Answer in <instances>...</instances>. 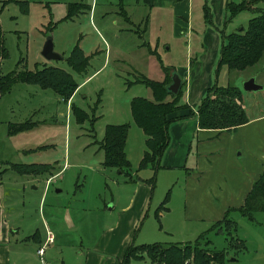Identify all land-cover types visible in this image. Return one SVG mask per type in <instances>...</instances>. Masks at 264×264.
I'll use <instances>...</instances> for the list:
<instances>
[{
    "label": "rangeland",
    "instance_id": "374dc122",
    "mask_svg": "<svg viewBox=\"0 0 264 264\" xmlns=\"http://www.w3.org/2000/svg\"><path fill=\"white\" fill-rule=\"evenodd\" d=\"M73 1L80 0H59L66 5L57 6L56 15L67 13V4ZM189 1L188 26L183 27L182 33L178 31L177 37L176 27L182 25L175 21V7L150 8L146 0H83L89 5L93 2L91 16L89 10L81 6L78 12H82L75 18L61 21L63 17L56 22L48 20V7L44 14L36 11L30 19L19 15L17 20L12 18L17 11L14 5L0 10V75L12 72L15 76L46 64L68 71L80 83L100 68L74 98L64 102L50 89L29 85L28 92L32 96L25 104L21 86L27 85L20 82L0 97V185L5 216L12 224L8 244L10 264H84L85 255L93 251L103 227H111L109 237L115 233L109 240V256L114 261L122 254L117 234L123 227H128L126 244L184 245L209 239L210 247L225 251L224 264H264L263 211L253 212V219H249L237 208H231L228 219L232 226L230 222L221 221L213 228L212 219H191L186 215L183 174L157 171L151 190L144 180L154 174L153 170L150 167L137 170L136 163L145 149V135L133 122L130 101L134 97L154 101L151 90L139 83L140 72L147 78L162 80L163 71L149 50L157 49L165 65L171 66L173 62L183 65L188 53L187 44L192 43L193 48L200 46L192 31L211 28L221 42L222 33L246 28L248 20L256 15L251 11H240L225 21L223 9L221 20H218L208 1L213 16L212 27L204 22V0ZM8 2L0 1V7L1 3ZM45 23L47 26L41 25ZM145 24L144 33L141 30ZM120 28L124 30L119 32ZM16 29L22 31L15 32ZM115 32H118V38ZM188 32H191L189 36ZM47 35L52 37L54 51L61 54L62 59L45 60L42 56ZM75 44L90 58L84 75L76 73L65 60ZM138 44H141L139 48ZM110 45L115 48L120 45V49H115L120 51L112 49L109 54ZM167 47L170 49L166 50ZM251 77L262 85V89H244V81ZM218 83L235 85L241 90V105L247 117L264 115V55L258 63L242 71L227 70L222 66ZM98 95L101 100L96 105ZM74 105L87 115L81 123L71 109ZM18 119L21 122H15ZM23 122H28L29 126H20ZM122 123L129 124L125 152L132 172L149 188L141 211L135 205L125 213L121 208L126 205L134 186L121 173L126 169L103 165L101 148L105 126ZM8 124L15 130L12 135L7 134ZM258 124L263 134L264 121L255 126ZM20 128L22 130L16 131ZM245 130L230 131L229 134H236V137L226 141L227 144H262L259 134L252 132L251 139L250 132L245 133ZM19 134L23 138L9 137ZM241 135L247 143H243ZM221 138L220 135L216 141L221 142ZM237 157L239 161L242 159L239 154ZM13 163L19 165V172L10 168ZM128 179L131 181L132 176ZM142 193L140 190L139 197ZM52 234L54 241L46 242L44 252L38 254V247ZM225 237L243 244L229 246ZM132 257L130 264H152L146 251L133 249ZM183 264L193 263L188 259Z\"/></svg>",
    "mask_w": 264,
    "mask_h": 264
},
{
    "label": "trees",
    "instance_id": "16d2710c",
    "mask_svg": "<svg viewBox=\"0 0 264 264\" xmlns=\"http://www.w3.org/2000/svg\"><path fill=\"white\" fill-rule=\"evenodd\" d=\"M8 1H16L23 12L28 11V2L20 0ZM208 1L204 0L203 17L206 25L213 27V16L211 8L208 6ZM81 6V4L70 3L64 19L61 21L71 19L82 8ZM224 8L226 11L225 21L231 20L240 11H251L256 13V15L248 20L246 28H241L228 34H221L222 39L214 70L215 79L205 90L196 107V112L190 110V107L183 102L184 81H182L181 87L176 94H172L166 89L171 82L172 72L176 70L172 66L163 64L156 49L151 50V54L155 56L160 64L164 78L155 80L147 78L143 74L139 76V83L149 88L152 92V97L155 99L153 101L144 97H134L130 101L133 122L145 135V149L138 163L137 170L146 167H150L153 170L154 174L144 180L149 184L151 190H153L155 184V173L162 168L161 159L170 142L169 128L173 122L195 115L200 129L221 131L235 129L248 121L246 111L241 105V90L231 84L219 85L217 78L222 66L226 67L227 70L242 71L255 65L263 57L264 0H240L239 2L226 0ZM122 13L124 14L126 11L122 10ZM89 59V56L84 54L78 44L72 47L65 58L71 69L80 75L87 73ZM11 73L10 75H7L8 73L0 75V97L7 93L13 85L20 82L36 85L41 89H50L60 96L64 102L73 96L79 86V83L71 73L60 67L46 64L42 67H35L34 70L21 71L15 76ZM99 95L95 101L96 105L101 100ZM185 108L190 110L187 116L169 117L171 113ZM71 109L78 122L81 123L87 118L86 113L79 109L77 105L72 106ZM92 109L94 110L95 108L92 107ZM19 125L26 128L29 126L28 122H23ZM19 130H22V128L16 131ZM128 130L129 124L127 123L107 124L105 126L103 144L101 146L104 152L102 163L107 167H117L118 170L126 169L127 171L121 173L127 179L131 175V181H135L138 180L137 174L133 178L135 173L132 172L130 161L125 152ZM14 132L12 124H8L7 134L12 135ZM17 165L15 163L10 164V168L19 172ZM237 210L249 219H253V212L255 211L264 212V169L253 182L244 204ZM229 211L227 210L221 220L214 222L212 227L214 228L221 221L230 222L232 226L231 220L228 219ZM225 238L229 246L233 247V245L243 244L242 241L238 242V240H235L236 242H231L228 237ZM211 244L209 239L184 245H163L159 243L134 245L131 242L128 244L119 264H130L133 258V249L146 251L152 264H183L188 259H191L193 264H224L225 251L210 247Z\"/></svg>",
    "mask_w": 264,
    "mask_h": 264
},
{
    "label": "crops",
    "instance_id": "0c3cea01",
    "mask_svg": "<svg viewBox=\"0 0 264 264\" xmlns=\"http://www.w3.org/2000/svg\"><path fill=\"white\" fill-rule=\"evenodd\" d=\"M0 1L4 2L5 0ZM24 1L28 2V12H23L16 1H9L4 5L1 3L0 10L6 6H10L11 4L14 5L17 11L14 15H12V18H15L16 20L19 18V15L24 19H30V16H34L36 11L40 14H44L45 8L47 7L49 8L46 13L48 14V20L52 19L56 22L66 15L65 13L63 16H59L55 13L57 6L60 4L63 6L66 5L60 3L59 0ZM73 2H78L83 6L84 10H89V14L91 16L93 2L91 5L83 2V0ZM146 2L150 8L159 7V9H162L171 6L175 7L176 11L174 15L177 18L175 21L176 23L179 22L182 25L176 27V37L178 31H181L182 33L183 27L188 26L187 22L190 19V12L188 10L190 4L189 0H146ZM225 2L226 0H209L213 13L217 16L218 20H221L222 10L224 9L225 11ZM69 3L71 2H68V4ZM81 12L82 10L71 19L78 16ZM41 16L42 18L45 17L44 15ZM113 21L115 24H118L117 20ZM128 21L130 22L129 17ZM57 24L58 23H56V25ZM146 24L141 32H146ZM41 25L47 26V23ZM56 25L52 28H55ZM123 30V28H120L119 32H122ZM21 31L22 30H15V32ZM193 32L196 34L197 41L200 46L197 47L194 45L195 47L193 48L192 43L190 45L187 44L188 53H186L185 63L180 65V63L173 62L171 63V66L175 68L182 81L185 82L183 87V102L190 107V110L196 112V107L199 104L205 90L215 79L214 70L218 59L220 41L218 34L211 28L203 30L202 32L192 31V33ZM115 33L118 38V32ZM190 33L191 32H188V36ZM140 45L141 44L136 45L137 48H139ZM157 47L158 44L156 43V48ZM112 49L116 52L120 51L115 50L120 49V45L119 48H115L110 45L109 54ZM165 49L168 50L170 47ZM148 53L151 54V50H149ZM151 55L153 58L155 57L153 54ZM99 69L91 74H88L82 82H78L79 86L77 91L73 94V98L78 90L82 89L87 80L96 74ZM136 70L139 72L138 69ZM140 73L143 74L142 72ZM161 76L162 77L160 79H163V71ZM24 85L27 86H21L22 91H24L21 98L24 99L26 104L32 96V94L28 92V86L31 84L24 83ZM190 110L186 108L180 109L171 113L169 117L187 116ZM263 121L264 115L248 117L247 123L240 125L235 129L218 131L200 129L195 115H191L188 118L176 120L170 125V142L161 159L162 168L160 170L183 174L182 190L185 199V212L188 217L191 219H202L204 217L212 219V221L216 222L223 218L227 210H231V208H239L244 204L245 198L250 191L253 182L259 177L260 173L264 169V133L261 134L259 124L255 126L256 123H262ZM15 122L21 121L18 119ZM240 129H246L245 133L250 132L249 135L251 139L253 133L259 134V139L262 144H258V142L257 144H227L229 141L233 140L234 137H236V134H229L230 131L236 132ZM224 134L227 135L223 136ZM20 135L21 134L9 137L23 138V135ZM220 135L222 136V141H216V138H219ZM241 136L244 139L243 143H247L246 138L243 135ZM143 142L145 146V136ZM237 154H239L242 158L240 161L238 160ZM142 155L143 153H141L136 163L137 166ZM135 175L136 174H134L133 178H135ZM128 182L134 186V189L126 202V205L121 208V211L122 213L129 212L135 207V205H137L141 211V208H143L146 202L148 194L147 191L149 188L141 183V177H138V180L135 181L128 180ZM175 182L177 183V180ZM2 190L3 188L0 185V264H10V249L8 244L11 238L12 224L5 216V209L2 204ZM140 190H142L143 193L139 197ZM137 197L138 201L136 202ZM134 221L135 220L133 218L132 224ZM109 229H111V227H103L101 234H99L96 238L95 247L92 249L93 251H90L87 255H85L84 264H119L128 246L126 241L129 239L130 229H128V227L127 229H124L123 227L117 234L120 238V245H122V254L118 255L116 261L111 260L109 256V240L115 236L114 233L113 237L111 235L109 237ZM112 230L115 231V229ZM104 233H106V238L104 237ZM54 239L53 235L52 241H54ZM46 240L47 239L44 240L42 245L45 244ZM104 241L105 243L103 244Z\"/></svg>",
    "mask_w": 264,
    "mask_h": 264
},
{
    "label": "water",
    "instance_id": "95a60500",
    "mask_svg": "<svg viewBox=\"0 0 264 264\" xmlns=\"http://www.w3.org/2000/svg\"><path fill=\"white\" fill-rule=\"evenodd\" d=\"M41 54L46 60H57L62 59V55L55 52L53 48V40L50 35H47V39L44 42ZM182 79L180 78L177 71H173L171 74V82L167 86V90L176 94L181 87ZM243 87L247 91L262 89V85L258 84L253 77L244 81Z\"/></svg>",
    "mask_w": 264,
    "mask_h": 264
},
{
    "label": "built area",
    "instance_id": "2783aa9c",
    "mask_svg": "<svg viewBox=\"0 0 264 264\" xmlns=\"http://www.w3.org/2000/svg\"><path fill=\"white\" fill-rule=\"evenodd\" d=\"M51 241H52V237H48L47 240H46V242H51ZM43 247H44V245H42L41 247H39L37 249L38 254H42L44 252V248Z\"/></svg>",
    "mask_w": 264,
    "mask_h": 264
}]
</instances>
